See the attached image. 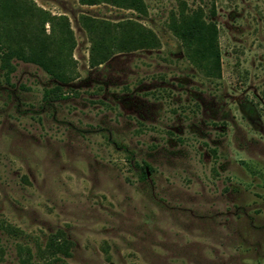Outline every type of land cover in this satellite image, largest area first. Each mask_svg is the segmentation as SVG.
<instances>
[{
	"label": "rangeland",
	"instance_id": "obj_1",
	"mask_svg": "<svg viewBox=\"0 0 264 264\" xmlns=\"http://www.w3.org/2000/svg\"><path fill=\"white\" fill-rule=\"evenodd\" d=\"M32 1L66 16L73 76L45 100L40 66L0 69V264H264V0ZM195 6L217 67L168 28ZM23 19L58 54L60 20ZM125 20L158 44L91 64L92 33Z\"/></svg>",
	"mask_w": 264,
	"mask_h": 264
},
{
	"label": "trees",
	"instance_id": "obj_2",
	"mask_svg": "<svg viewBox=\"0 0 264 264\" xmlns=\"http://www.w3.org/2000/svg\"><path fill=\"white\" fill-rule=\"evenodd\" d=\"M78 1L87 4L104 1L118 6L133 8L137 11L144 10L142 0ZM33 12L38 15L41 25L44 22H48L52 26L53 19L60 20L61 34L59 37L52 39L54 40L52 42L55 43L59 51L61 50V53L59 51L58 54L48 52L47 44L49 41L43 39L37 31L28 34L24 30L23 24L25 21L23 17L27 14L31 15ZM210 12H214L212 5ZM110 23L104 22L102 24L109 25ZM111 25L112 29H115L113 35L105 36L102 33L91 32L93 35H97V37H90L89 59L91 64L102 62L109 53L126 48L127 43L132 41H138L141 46H155L158 44V39L154 32L135 20H125ZM168 28L180 39L186 55L191 61L195 62V55L198 53L201 58L208 56V59L217 67L218 46L215 23L204 17L200 6L178 8L170 16ZM118 32L122 36L118 38V42H113L114 36H117L116 33ZM106 40H111L112 43H107ZM71 45V30L65 15L50 14L32 0H0V69H2L5 79L15 68V62L12 59L32 62L40 66L56 81L48 87H43V98L45 100H56L64 97L65 93L62 89V84L67 83L73 76L68 72L70 68L67 69L66 64L69 62V66L71 65L72 58L69 51ZM141 171L143 174L146 172L145 169ZM59 244L60 242H55L53 248L59 249ZM47 264L50 263L48 262Z\"/></svg>",
	"mask_w": 264,
	"mask_h": 264
}]
</instances>
